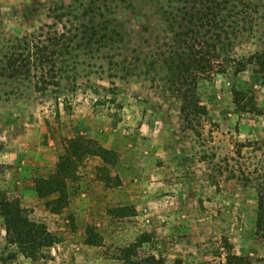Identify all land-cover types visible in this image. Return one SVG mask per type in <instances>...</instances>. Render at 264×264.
I'll use <instances>...</instances> for the list:
<instances>
[{"label":"rangeland","instance_id":"374dc122","mask_svg":"<svg viewBox=\"0 0 264 264\" xmlns=\"http://www.w3.org/2000/svg\"><path fill=\"white\" fill-rule=\"evenodd\" d=\"M245 2L186 119L158 66L180 0H0V189L55 238L47 258H12L0 216V264H124L142 234L138 256L165 264H264V80L234 73L264 52V0ZM97 18L115 43L78 46ZM61 34L52 75L33 47ZM17 54L30 63L9 75Z\"/></svg>","mask_w":264,"mask_h":264},{"label":"trees","instance_id":"16d2710c","mask_svg":"<svg viewBox=\"0 0 264 264\" xmlns=\"http://www.w3.org/2000/svg\"><path fill=\"white\" fill-rule=\"evenodd\" d=\"M180 2V6L175 8V13H170L172 45L167 52L161 54V64L158 66L169 75L166 83L180 99L182 103L180 110L187 119L190 113L199 115L200 110L203 109L196 94L199 75L204 74L209 77L214 72V63L222 55L229 60L226 51L232 48L233 42L243 30L238 27L235 18L241 13L237 12V8L241 5L246 6L247 3L245 0H180ZM99 18L93 27L87 30L82 28L84 31L79 32V36L74 34L78 38L77 42H80L77 43L78 46L98 45L108 48L113 42L115 43L119 35L118 30H111L104 25V20L101 22ZM68 38L69 36L65 37L64 34L46 38L52 45L50 53H47V46L33 47V54L40 63L51 64L52 75L55 74L56 59L68 48ZM17 56L22 57V54ZM17 56L7 60L4 70L8 71L9 75L10 73L13 75L30 63L28 56L22 57L21 60ZM151 65L155 71L156 63ZM248 65H252L253 73L264 80V52L253 54L240 62L234 73L245 70ZM239 95L240 92H234L236 105L239 102ZM0 216L4 222L6 244L16 248V252L11 253L12 258L18 253L34 261L48 257L46 250L53 245L54 236L44 225L29 217L20 200L9 198L1 189ZM256 224L260 227L264 226V198L261 196L258 200ZM147 237V234L140 235L137 242L120 250L117 258L124 264H165L163 258L153 254L138 256L135 247L137 245L142 247Z\"/></svg>","mask_w":264,"mask_h":264}]
</instances>
